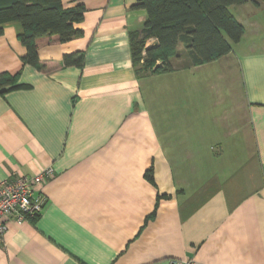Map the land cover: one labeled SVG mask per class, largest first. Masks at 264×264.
Here are the masks:
<instances>
[{
	"label": "crops",
	"instance_id": "1",
	"mask_svg": "<svg viewBox=\"0 0 264 264\" xmlns=\"http://www.w3.org/2000/svg\"><path fill=\"white\" fill-rule=\"evenodd\" d=\"M137 2L63 0L85 8L83 35L40 41L42 69L24 64L18 24L0 36L17 86L0 91V182L54 174L0 264H264V4L230 8L245 34L227 55L144 74Z\"/></svg>",
	"mask_w": 264,
	"mask_h": 264
},
{
	"label": "trees",
	"instance_id": "2",
	"mask_svg": "<svg viewBox=\"0 0 264 264\" xmlns=\"http://www.w3.org/2000/svg\"><path fill=\"white\" fill-rule=\"evenodd\" d=\"M264 0H138L136 7L146 10L148 20L143 30L131 36L135 68L144 74L167 73L176 68L183 48L189 63L186 67L204 65L227 55L234 43L241 41L244 26L230 12L234 5ZM83 5L66 8L63 0H0V36L11 23L20 26L19 39L26 47L24 64L42 69L40 41L66 43L83 35L76 27L84 19ZM156 39L150 48L147 42ZM84 56V55H83ZM83 56H65L64 65H78ZM16 78L0 75V91L14 89Z\"/></svg>",
	"mask_w": 264,
	"mask_h": 264
},
{
	"label": "built area",
	"instance_id": "3",
	"mask_svg": "<svg viewBox=\"0 0 264 264\" xmlns=\"http://www.w3.org/2000/svg\"><path fill=\"white\" fill-rule=\"evenodd\" d=\"M54 177L52 169L33 176H13L0 182V243L9 223L22 225L39 216L45 205L43 188ZM169 264H197L192 259H171Z\"/></svg>",
	"mask_w": 264,
	"mask_h": 264
},
{
	"label": "rangeland",
	"instance_id": "4",
	"mask_svg": "<svg viewBox=\"0 0 264 264\" xmlns=\"http://www.w3.org/2000/svg\"><path fill=\"white\" fill-rule=\"evenodd\" d=\"M234 15V14H233ZM180 51V59H177V60H174L173 61V64L176 68H180V67H183L184 65L188 64L189 63V59L186 57L185 53H184V50L182 47H180L179 49Z\"/></svg>",
	"mask_w": 264,
	"mask_h": 264
}]
</instances>
